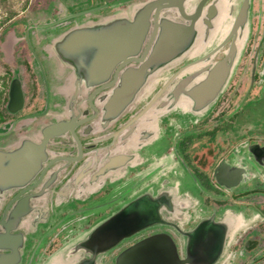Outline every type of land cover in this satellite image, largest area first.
<instances>
[{"label": "flooded vegetation", "instance_id": "af4514ba", "mask_svg": "<svg viewBox=\"0 0 264 264\" xmlns=\"http://www.w3.org/2000/svg\"><path fill=\"white\" fill-rule=\"evenodd\" d=\"M144 1L149 0H131L123 3L109 0L103 6H91L82 9L84 11L80 10L81 8H71L75 13L68 11L71 9L60 8V12H57V9L53 8L48 13L41 15L44 17L43 22H38L37 18L36 22L24 25L23 40L20 42L25 48L23 55L16 53L15 50H8V52H12V58L19 59L21 64L15 71L10 70L12 74L8 83L4 107V113L8 118L0 119L1 151H11L24 140L38 143L43 127L62 120L68 121L70 115L76 117V122L92 117V120L72 129L74 136L68 132L60 137L50 139L46 147L48 158L41 169V171L45 170L41 183L30 189L35 178L24 187L29 191L23 193L21 197L40 192L47 182L51 184L48 190L44 189L42 195L30 200V211L19 218L17 225L11 231L12 235L18 236L13 239L12 246L15 249V246L20 245L17 249L19 252L17 264H62L61 255L64 248L81 239L97 224L133 199L145 193L156 196L161 191L172 190L187 193L188 191L184 192L182 189L187 171L198 177L197 184L203 189L204 195L201 196L202 198L191 197L192 200H189L188 215L185 216L182 226L184 231L192 229L202 218L210 214L212 210L207 212L206 203L208 200H212L211 207L216 212L215 219L217 220L221 216H217L219 208L216 206L229 203L228 199L230 198L232 202L228 204V209L231 207L233 209L236 200L239 199L238 194H232L229 197L225 193L226 188L216 184L213 178L214 171L221 161L233 159L232 150L223 155L222 149L218 148V145L222 144L221 137L216 136L214 142L209 143L211 136L206 133L220 128H210L204 132L205 135H199L190 130L176 133V125H180L181 128L183 126L188 128L191 123L197 126L204 122V117L207 114L194 117L187 105H171L170 94L173 87L182 79L194 76L191 84L199 82L206 75L208 68L225 58L233 39V37L229 38V33L244 0H207L195 23L197 36L192 47L177 60L150 75L135 100L114 121H101L103 104L97 103V99L102 95H107L106 93L111 88H104L96 93L90 105L87 101L88 97L98 87L86 89L84 84L76 85L73 70L60 63L52 52L53 41L68 29L84 25L87 22L122 15L129 4L136 2L134 7H138ZM200 1L188 0L185 3L186 13H191V7L196 8ZM118 5L121 9H114V6ZM208 7H213L215 13L210 10L209 14L213 17L208 19L207 23L205 16ZM104 10L107 11L106 15L101 14ZM86 11L87 14H82ZM251 11L253 26L256 27L255 32H260V35L256 37L257 45L254 51L256 57L264 54V0H251ZM161 15L170 20L185 23L180 17H174L173 14L162 12ZM69 16L71 17L68 18ZM81 17L87 20L78 22L77 20ZM74 20L75 22L71 24ZM56 21L58 22L54 23ZM219 21H224L225 25H228L227 31L221 39L212 41V34ZM48 28L56 33L55 38L47 40L49 36L47 34L48 36L39 39L38 43L41 46L39 53L35 49L37 39H34L33 32ZM58 28L61 29L56 32ZM249 31L250 9L247 29L242 31L241 37L239 35L241 32L238 31L235 39L238 54L232 74L242 55ZM244 32H246V37L239 49L237 43L242 39ZM13 42L15 43V40ZM11 45L10 47L13 48ZM244 53L248 54L245 60L250 62V38ZM27 59L29 62L26 63L29 65L24 63ZM130 65L135 67L137 64ZM29 66L34 68V72H32L38 77L41 104L32 111L21 113L24 111L27 99L26 84L21 76L23 72H27ZM15 78L22 84L23 103L20 109L11 113L8 109L9 93L11 82ZM76 92L75 101H71ZM152 100V105L142 113ZM218 100L219 98L215 104ZM83 111H88L87 116L77 118L78 112L83 113ZM34 115L38 116L32 117ZM232 117L234 118V116ZM31 125H34L33 130H31ZM251 144L255 143L250 142ZM257 144L261 147L264 146L261 143ZM154 147L158 148L155 150ZM118 156L130 159L122 167L95 177L110 159ZM52 161L54 162L50 164ZM45 166L48 167L45 168ZM259 168L264 173V163L262 167L258 165L257 169L259 170ZM53 175L55 176L53 177ZM213 189L222 195L215 193ZM18 192L19 190L13 189L0 191V224H4L8 219L16 203V200L13 201V199ZM209 192L214 196H208ZM196 209L202 210L196 211ZM241 210L244 211V216L248 215L246 209ZM195 213L201 214L196 215ZM262 215L264 216V213ZM241 219L246 218L242 217ZM248 219V221H252L256 217L250 220L248 216ZM186 225L189 226L188 229ZM155 227L159 226L150 227L123 240L117 247L100 257L98 264H113L115 257L122 250L157 233L169 234L177 246L179 256L183 258L186 237L169 226H161L163 229H155ZM232 237L230 236L227 241V246L216 264H219L222 257L229 251L228 246ZM247 237L242 243V249L245 253H250L247 248L250 240H247ZM19 238L20 240H18ZM10 254L12 252L9 250H0V256Z\"/></svg>", "mask_w": 264, "mask_h": 264}, {"label": "water", "instance_id": "95a60500", "mask_svg": "<svg viewBox=\"0 0 264 264\" xmlns=\"http://www.w3.org/2000/svg\"><path fill=\"white\" fill-rule=\"evenodd\" d=\"M128 1L131 0L125 2ZM187 1H144L134 7L130 15L125 10L124 15L74 26L53 41L54 56L60 63L73 70L76 85L84 84L86 89L98 87L88 97L90 105L96 93L104 88H111L107 95L97 99V103L103 104L102 122L114 121L135 100L150 75L174 62L192 47L197 36L195 23L207 0H201L196 8L192 6L191 13L185 11ZM209 8L205 16L207 23L208 19L213 17L209 14L210 10L215 13L213 7ZM249 9L251 12V0H244L229 33V38L233 39L225 58L208 68L206 75L199 82L191 84L194 76L179 81L170 94L171 105H187L194 117L208 114L231 77L238 54L235 39L238 31L241 32V37L242 31L247 29ZM162 12L178 16L185 23L163 17ZM87 13L86 11L82 14ZM130 64L137 65L134 67ZM186 87L188 88L185 89ZM76 95L77 92L71 101H75ZM153 100L142 113L147 111ZM22 103V84L15 78L10 85L9 111L15 113L22 107ZM87 114L88 111L78 112L77 118ZM36 116L38 115L32 117ZM76 120V117L70 115L68 121L46 125L41 130L38 143L24 140L11 151L0 150V191L19 190L13 199L16 203L8 219L4 224H0V250L12 252L10 255L0 256V264L18 263L17 249L20 245L15 246V249L12 246L13 239L18 236L12 235L11 231L19 218L30 211V200L38 198L44 189L48 190L51 185L47 182L40 192L21 197L29 191L24 187L35 178L30 189L41 183L45 173V170L41 169L48 158L46 147L50 139L68 132L74 136L72 129L92 120V117L79 122ZM241 149L242 156L237 155L238 149L234 150L231 162L221 161L214 171L216 184L225 187L227 191L245 182L248 167L255 166L254 170H258V165L262 167L264 163V146L261 147L257 143L246 144ZM129 159L124 156L110 159L95 177L122 167ZM189 200L192 198H188L187 194L182 195L172 190L161 191L156 196L145 193L112 213L81 239L64 248L61 263L98 264L100 257L117 247L123 240L150 227L169 226L186 237L183 258L179 256L177 246L169 234L157 233L122 250L115 257L113 264H216L227 246L231 231L237 225V217L226 210L221 218L216 220V212L213 209L195 227L184 231V223L173 220L179 219L181 215H188Z\"/></svg>", "mask_w": 264, "mask_h": 264}, {"label": "rangeland", "instance_id": "374dc122", "mask_svg": "<svg viewBox=\"0 0 264 264\" xmlns=\"http://www.w3.org/2000/svg\"><path fill=\"white\" fill-rule=\"evenodd\" d=\"M71 1L72 0H0V119L8 118V116L4 113V107L8 83L12 74L10 70L15 71V69L19 67L18 65L21 64L19 59L16 60L12 58V52H8V50H15L16 53L23 55V50H25V48L20 42L23 40L22 30L24 25L27 23L36 22L37 18L38 22H43L42 19L44 17L41 16L43 13H48V11L52 10L53 8H56L57 12H60V8L67 7L69 4H71ZM107 1L109 0H79L80 4H77L79 6L76 8L80 7L81 5L83 7H81L80 10L86 9L87 7L89 8L91 6H103V4H105ZM113 1H119L123 3L126 0ZM135 3L136 2H133L127 6L126 13H128V15H130L134 9L133 7ZM119 6L120 5L114 6V9H118ZM68 11L75 13V11L72 9ZM101 14L106 15L107 11L104 10L101 12ZM252 18L253 13L251 11L250 31L248 32V39L244 46L242 55L228 84L225 86V89L220 95L218 102L204 117V122H201L197 126H194V124L191 123L189 124L188 128H186V126L181 128L180 125H176V133L182 132L183 130H190L198 133L199 135H205L204 132L210 128L219 127L220 129H216L217 133L215 135H211L210 138L208 137L209 143H213V140L216 136L221 137L222 144H219L218 148L222 149L223 155H225L229 150H232L233 157V151L236 149H238V152H236L237 155L242 156L243 150H240V148L246 144H250V142L264 144V54L261 56L257 55L255 57L254 51L257 45L256 37L260 35V32H255L256 27L253 26ZM85 20L87 19H83V17H81L77 21L84 22ZM74 22L75 20L72 21L71 24ZM60 29L61 28H58L56 32H58ZM50 30L52 32H49ZM33 35L35 36L34 39H37L35 41V49L40 53L41 46L38 43L39 39L41 40L47 35V40H52L55 38L56 33L52 29L48 28L35 30ZM40 35L42 36L40 37ZM249 38L250 62L245 60L248 54L244 53L247 49ZM11 39H14L15 43L13 42L14 40L12 41ZM10 45L13 46V48H11ZM26 62H29L28 59L27 61L25 60L24 63L29 65ZM252 68L254 69V73H256L257 78L255 81L250 83V73ZM32 71L34 72V68L30 67L27 69V72H23L21 76L24 80V83L26 84L27 91L26 105L24 111L21 113L32 111L35 108H38L41 104L40 91H38L40 88L38 77L34 75L35 73ZM246 91L249 92V96H247L248 94H246ZM248 99H250V102L247 103ZM241 107L243 110L242 112L240 111ZM238 110L241 113L238 114ZM220 111L222 112V115H218V112ZM235 113L238 115H235ZM232 116H237L236 121ZM33 127L34 125H31V130H33ZM157 148L154 147L155 150ZM225 160L231 162V159ZM252 167L250 166L247 168V174L244 183L236 187L234 190L226 191L225 193L229 197L232 194H238L239 199H235L236 203L234 205L236 208L233 207V209L237 210L239 208H244L246 209V212H248V215L244 216L246 220L248 219V216L250 217V220L251 217H256V219L250 221L245 227L236 232V234L232 237V240H230L228 246L229 251L226 252V254L222 257L219 264H264V216L262 215V213H264V173L262 172L261 168H259V170H254L256 169L255 166ZM185 175V182L182 189L184 192H188L180 194H187L188 198L203 196L204 191H202L203 189L201 186L197 184L198 177L191 174V172L188 173V171ZM214 191L215 193L222 195V193L219 191ZM207 195L214 196V194L211 192L207 193ZM229 199V203H226L223 206L215 205L217 208H219L217 216H222L224 210L228 209V204L232 202L231 199ZM206 204L208 206L207 212L214 209L211 207V204H213L212 200H208ZM201 210L202 209H196V211ZM203 212H205L204 209ZM195 214L200 215L201 213ZM169 217L171 218V216ZM184 218L185 216L181 215L179 219H174L173 221L177 222L179 220L180 222H183L185 221ZM156 228L163 229L161 226L155 227V229ZM186 228L188 229L189 226L186 225ZM247 236L253 237L258 241L257 248L250 251V253H245L242 249V243Z\"/></svg>", "mask_w": 264, "mask_h": 264}, {"label": "bare ground", "instance_id": "6f19581e", "mask_svg": "<svg viewBox=\"0 0 264 264\" xmlns=\"http://www.w3.org/2000/svg\"><path fill=\"white\" fill-rule=\"evenodd\" d=\"M218 23L216 25V28H215L213 34H212V37H211L212 41H217L218 39H221L227 31L228 25L226 26L224 21H219ZM245 37H246V32H244L242 39H240L239 42L237 43L239 49L242 47V44L244 42ZM236 217H237V225L231 231L230 236H234L237 231H239L241 228L245 227L250 222L248 220L247 221L242 220L241 219L242 216H240V215H237Z\"/></svg>", "mask_w": 264, "mask_h": 264}, {"label": "trees", "instance_id": "16d2710c", "mask_svg": "<svg viewBox=\"0 0 264 264\" xmlns=\"http://www.w3.org/2000/svg\"><path fill=\"white\" fill-rule=\"evenodd\" d=\"M261 56V55H260ZM256 78H257V75H256V73H254V69L252 68V71H251V73H250V83L251 82H253V81H255L256 80ZM218 115H222V112L220 111V112H218ZM217 132H216V129H213V130H211V131H208L207 133H206V135H208V136H211V135H215ZM222 204H225V202H222ZM226 210H228V211H231L233 214H235L236 216L237 215H240V216H242L243 217V219H244V211L243 210H235V209H225L224 211H226ZM253 217H251V219H252ZM244 220H246V219H244ZM247 220H249V219H247ZM247 240H250L249 241V245L247 246V248L250 250V251H252V250H254V249H256L257 248V246H258V241H257V239H255V238H253V237H250V236H248L247 237Z\"/></svg>", "mask_w": 264, "mask_h": 264}, {"label": "crops", "instance_id": "0c3cea01", "mask_svg": "<svg viewBox=\"0 0 264 264\" xmlns=\"http://www.w3.org/2000/svg\"><path fill=\"white\" fill-rule=\"evenodd\" d=\"M73 1H74V2H73ZM77 1H78V2H77ZM76 2H77V3H76ZM77 4H80V3H79V0H72V1H71V4H69V5H68L67 7H65V8H66V9H69V8H75V7L79 6V5H77ZM81 7H83V6L81 5V6L78 7V8H81ZM87 8H88V7H87ZM118 9H121V7L119 6ZM249 87H250V86H249ZM246 94H248L247 96H249V92H248V91H246ZM248 102H250V99L247 100V103H248ZM240 111H241V112L243 111V110H242V107H241V110H240ZM241 112H239V110L237 111L238 114L241 113ZM237 113H235V115H238ZM236 117H237V116H234L235 121H236Z\"/></svg>", "mask_w": 264, "mask_h": 264}]
</instances>
